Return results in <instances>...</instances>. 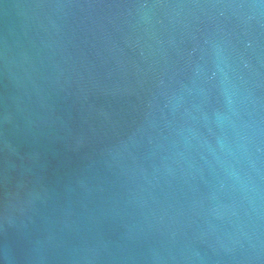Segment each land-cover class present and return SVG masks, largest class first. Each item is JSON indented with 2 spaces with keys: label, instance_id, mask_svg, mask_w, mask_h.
<instances>
[{
  "label": "water",
  "instance_id": "95a60500",
  "mask_svg": "<svg viewBox=\"0 0 264 264\" xmlns=\"http://www.w3.org/2000/svg\"><path fill=\"white\" fill-rule=\"evenodd\" d=\"M0 264H264V0H0Z\"/></svg>",
  "mask_w": 264,
  "mask_h": 264
}]
</instances>
